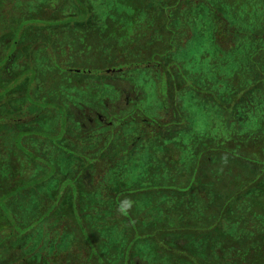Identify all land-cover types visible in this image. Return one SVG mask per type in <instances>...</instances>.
Listing matches in <instances>:
<instances>
[{
	"label": "trees",
	"instance_id": "1",
	"mask_svg": "<svg viewBox=\"0 0 264 264\" xmlns=\"http://www.w3.org/2000/svg\"><path fill=\"white\" fill-rule=\"evenodd\" d=\"M75 1L0 0V10L10 4L11 16L3 13L2 19L17 34L30 73L19 82L13 77L7 87V102L14 109L27 103L29 118L11 128L8 121H0V209L9 206L11 211L0 212V222L7 225L0 227V264H101L90 256L74 224L73 213L80 210L82 224L94 233L105 226L111 237L120 235L115 248L123 249L137 229L145 236L135 239L129 256L122 259L98 246L107 264H143L136 243L144 239H151L161 264H264V0H239L241 8L234 7L231 22L223 18L229 10L222 11L216 0ZM251 14L255 19L249 23ZM100 19L120 27L121 42L130 29L143 25L144 32L132 43L153 34L151 41L160 33L168 46L160 54L130 59L131 49L122 50L124 44L114 51L115 34L84 36V26L95 28ZM20 20L26 24L18 31ZM254 21L263 28L252 25ZM235 28L244 34L232 35ZM201 31L209 33L222 52L211 55L215 58L204 71L185 69L184 61L171 55L187 49ZM225 39L230 41L226 47ZM71 55L83 68L69 65ZM140 63L146 64L147 87L154 93L150 102H140L141 117L154 122L155 136L149 132L131 150L119 132L110 130L91 140L82 130L79 111L107 103L112 107L118 96L112 83L110 91L105 88V80L116 77L106 73L120 67V77L139 81L142 77L132 70ZM93 69L99 72L86 78ZM64 71L78 77L70 78ZM191 77L198 90H212L214 96L188 89L184 80ZM208 103L217 108L210 125L190 119L196 112L210 115ZM61 110L66 116L58 113ZM123 118L125 126L141 123L140 117ZM75 124L77 130L72 129ZM56 134L52 142L48 136ZM79 154L94 162L82 166ZM50 164L53 170L46 177ZM73 174L72 186L60 185ZM20 179L24 185L34 180L32 190L21 183L17 194H9ZM52 201L56 205L49 209ZM47 208L45 218L22 230ZM33 236L37 245L21 249L22 239Z\"/></svg>",
	"mask_w": 264,
	"mask_h": 264
},
{
	"label": "rangeland",
	"instance_id": "2",
	"mask_svg": "<svg viewBox=\"0 0 264 264\" xmlns=\"http://www.w3.org/2000/svg\"><path fill=\"white\" fill-rule=\"evenodd\" d=\"M75 3H78V1L76 0ZM216 4H217L216 6H219L222 11H224V9H226V8L229 10V12L226 11L225 17L223 16V18L225 20L227 18L229 20V22H231V17L234 14L233 10L235 11L234 7L239 6L240 1L239 0H216ZM239 8H241V6H239L237 9H239ZM202 9H203V7H202ZM237 12H238V10H237ZM239 13L241 14V12H239ZM77 17H80V16H77ZM254 17H255V14H251L248 22L251 23V20L255 19ZM21 22H22V24H20ZM100 22H101V19L99 21H97V26L95 28H89L88 29L86 26H84L86 28V30H87V32H85L84 36L85 37L86 36L94 37V35L109 36V35L115 34V36H116L115 40H117V41L114 42V48H116V49H114V51H120L121 50L120 43H122L125 46L122 50H125V52H126L128 49H131L129 54H127V57H129L130 59H134V55L136 56V59H141L142 60V58H147L153 53L154 54H160L168 46L167 43H166V40L163 39L165 37H162L164 35H160V33L158 35L156 34L155 38L153 40H151V41L149 40L150 39L149 37H152L153 34L150 35L148 38L145 37L147 39L144 40V42L141 41V42L132 43L130 41L131 39L136 41L137 37L140 36L141 32H144V30L141 28V27H143V25H139V26H136L135 28L130 29L129 30L130 34H126L124 32L125 33V37H126V40H124V42L128 41V43H124L123 41L121 42V39L118 38V36H117V35H120V34H118V29L120 27H118L116 25L103 24V22H101L102 23L101 24ZM17 24H20L18 26V31H19L23 27V24H26V23H24L22 20H20ZM43 24H50V22L44 21ZM252 25H258V29H262L263 28V25L257 23V21H254V24L252 23ZM181 31H182V34L184 36L185 33H186L185 30L182 29ZM231 31L233 33L232 35H234L235 33L244 34V33L240 32V31H238L236 28L232 29ZM121 35H122V33H121ZM141 36H143V35H141ZM188 37H190V36H187L186 38H188ZM32 42H34V41H32ZM96 42L99 43L97 40H96ZM228 43H230V41H227L225 39L223 41V46H225V47L228 46ZM169 46H172V43L169 44ZM178 51H180L181 53H177V54L173 53L171 55V58H175V59H177V60H179L181 62L184 61L183 67L185 69L187 68L189 70L190 69L192 70V68H193V69H196L195 71H204V69L208 66L207 64H211V61L213 60V58H215V57H212L211 55L217 56V55H220V53L222 52V50H220L218 48V45L213 43L209 39V33H206V32H203V31H201L200 34H199V32L196 33L195 36L191 38V40L189 41V46L187 47V49L183 48L182 51H181V49L179 48ZM221 55H222V57L227 56V54H225V53H222ZM231 55H233V53H231ZM75 57L76 56L71 55L68 58L69 59V65H71L73 67H76V68H79V69L83 68V65L78 60L79 58L76 57V58H78V59H76ZM219 58H221V57H218V59ZM231 58H233V57H231ZM233 63L234 62L230 60V68H232L234 66ZM237 66L240 68L239 63L237 64ZM166 67L169 68L170 66L168 64H166ZM183 67L181 66V68H183ZM62 68L73 69L71 67H62ZM118 68H120V67H118ZM145 69H146V64L144 65V63H140L136 67L134 66V69L132 71L136 72L137 75H140L142 77V80L139 79V81L136 80V79L134 80L133 78H129V77L128 78L121 77V79L119 80V79H116V78H110V76H109L105 80L107 82L105 88L109 87L107 89L110 91L111 90L110 89V85H109L110 83H112V87L115 88V89H117V88L119 89L120 87L126 88V87L131 86V84H136L142 90V87L144 86L145 87L144 90L146 91L144 93L145 97H143L141 99H138V100L140 102H145V101L149 100V102H150V100L152 99L151 94H154V93L151 91L152 89L147 87L148 84L150 83V81L147 78V75L145 74ZM98 72H99L98 70L93 69V71H91V73L86 74L85 76H87L86 78H90V77H92V75H94V74H96ZM81 74H83V73H81ZM106 74L110 75V73H106ZM162 74H163V70H159L158 77H162ZM178 74L180 75V78L182 79L183 74H182L181 70L179 71ZM64 75H66V76H68L70 78H77L78 77L77 74H75V73L73 74L72 72H67V71L65 72ZM82 76H84V74ZM115 77H117V74H115ZM128 81H131V82H128ZM194 81H195V79H193L192 77L189 78L188 80H184V82L186 83V86H187L188 89H190V90H192L194 92L196 91L199 94H209L212 97L214 96V93H213L212 90L209 91V90H206L204 88H200V90H198L197 89V85L195 84ZM129 83H131V84H129ZM87 88H88V86H87ZM130 94L132 96H134L135 92H131ZM178 95H179V92H175L174 93L175 101L177 103H179V96ZM34 103H36V102H34ZM71 103H73V102H71ZM82 105H83V103H80V106H82ZM206 106H207V109H208L210 115L209 114H205L204 112H196L193 117H190V119H194V122L197 121L202 126L210 125L209 123L211 122V120L214 121L213 117H215V115L217 113V108H216V105H213V104H210V103H208ZM117 107H120V104H117L115 102L114 104H112V107H108V110H110V111L111 110H116ZM226 109L229 110V107H227ZM82 110L88 112V110H86V109L85 110L82 109ZM58 113H61L62 115H64L65 111L61 110ZM65 116H66V114H65ZM184 120L189 121V119L187 117H185ZM220 125H221L220 122H218V126H220ZM76 127H77L76 124L72 125V129L74 128L75 130H77ZM48 137H49V139L52 142L56 141L58 139V135L57 134L56 135H49ZM72 137L74 138V136H72ZM79 156L81 157V161H79V162H80V164L82 166H85V165H90L91 166V164L94 162L93 161L94 159L93 158H89V156H87V155H83V154L80 155L79 154ZM96 157H99V155L96 156ZM64 164H65V166H67L68 162L64 163ZM59 165H62V164L59 163ZM52 170H53V165L50 164L48 171L45 173V176L46 177L49 176L52 173ZM74 178H75L74 174L72 176H70V177H69V175H67L66 177H64V178H62L60 180L61 181L60 185L61 186H66L68 184V185L72 186V182H74ZM33 181L34 180H31V181L29 180V182L24 185V183L21 182V179L20 180H15L14 184L9 189L10 190L9 194L15 193V191H16V194H17V189L19 190L21 188V183H22V186L24 185V187H26V189H29L31 191L32 187L30 186V184H32ZM28 186H29V188H28ZM18 193H19V191H18ZM18 196H20V195H18ZM57 199H59V194L57 195ZM2 200H3L2 196H0V204H1ZM50 205L51 206L48 207L49 209L52 206L56 205V204L52 201ZM48 208L46 210L43 209V211L40 213V215H38L35 220H31L30 222H28L26 227L22 228V230L26 231L27 229L30 228V226L32 227L40 219L45 218L47 216V213L49 212ZM0 210H1L0 212H2L3 215H8L9 214L8 212H11L10 209H9V206H6L5 208L0 209ZM82 213H83V210H80V212L77 211V212L73 213L74 214V219H75L74 220V224L77 225L76 228H77L78 231H80V236L82 237L81 239H83L85 241V243H86V245H87V247L89 249L90 256L97 257L98 258L97 262H99L101 264H102V259L103 258H101V255L98 253L99 250H100V249L97 250L98 246H100V248H102V246H103V248H106L107 250H105V251L109 252L112 257H115L116 255H118V257H120V259H122L124 254H127L129 256L130 250H132V247H133V241H135V239H139V238L145 237V236H139L140 232L137 229L136 235H132L131 238L127 239L126 243L123 244V249L115 248L114 244L118 243L119 246H120V235H118L117 238L111 237L109 235L108 229L105 226H102V227L98 228V230L95 232L97 234H95L92 231V229H88L87 227H85L84 224H82V216H83ZM67 218L70 219V221L72 220V217H67ZM11 220L12 219L10 217V221ZM12 223H15V221L12 220ZM5 225H6L5 221L0 222V227L5 226ZM6 227H7V225H6ZM90 230H91V233H90ZM94 239H95V241H94ZM139 241L140 242L136 243V245L138 244V245L141 246V252L139 251L137 256H139V257H141V259H143V264H161V259L157 255L156 251H154V249L151 248V244H152L151 239L150 240H145L144 239V241L143 240H139ZM29 244L31 246H34L35 244L37 245V239H36L35 236H33L31 239H29V237L23 238L22 239V247H21V249L27 250V248L29 247L28 246ZM74 245L76 246L75 243H74ZM61 246L62 245L60 243H58V248L61 247ZM78 247H79V245H78ZM62 249L64 250L65 248L63 247ZM113 249H114V251H113ZM63 250L60 251V254L63 252ZM45 253L46 252H44V254ZM117 263L120 264L119 261H117ZM103 264H107L106 261Z\"/></svg>",
	"mask_w": 264,
	"mask_h": 264
},
{
	"label": "flooded vegetation",
	"instance_id": "3",
	"mask_svg": "<svg viewBox=\"0 0 264 264\" xmlns=\"http://www.w3.org/2000/svg\"><path fill=\"white\" fill-rule=\"evenodd\" d=\"M11 11L10 4L7 5L5 10H0V95L3 97L0 99V121L3 120L5 124L8 121V127L10 128L13 126V123H15V125L17 122L24 123L30 115L27 103H21V108L14 109L12 103L7 102L9 96L10 99L8 101L11 102V93L7 92L9 81H11L13 77L16 78L18 82L24 79L27 80L30 74L25 50L19 45L20 42L16 38L18 37L17 34L14 35L11 31L12 25L2 19L3 13H6L5 17L11 16ZM109 71L110 72H107L117 74L116 79H121L120 76H122L123 72L120 68L109 69ZM131 92H135V95L132 96L130 94ZM113 93L118 96L116 103L120 104V107H117L116 110H108L107 103V107L99 109L85 107L83 109L88 110V112L83 110L79 111V120L82 130L89 132V138L95 141V139H100L102 134L110 130L115 133L119 132L124 137L122 141L129 146L127 150H131L134 147H139V143L144 140L147 134L149 135V132L154 133L153 135L155 136L156 130L154 122L149 118L141 117L142 113L140 111H142V107L138 99L145 97V90L143 91L138 87L136 88L135 84H131V86L126 88L120 87L119 89H114ZM7 104L9 106H7ZM13 111H15L14 117ZM125 116H129L132 120L140 117L141 123L134 122L133 124L125 126L123 124L127 121L123 118ZM149 116L150 115L147 117ZM107 117L110 119L107 120ZM91 136L95 138L93 139ZM96 148H98V146ZM9 151L10 148L7 147L5 158L10 154Z\"/></svg>",
	"mask_w": 264,
	"mask_h": 264
},
{
	"label": "water",
	"instance_id": "4",
	"mask_svg": "<svg viewBox=\"0 0 264 264\" xmlns=\"http://www.w3.org/2000/svg\"><path fill=\"white\" fill-rule=\"evenodd\" d=\"M109 71V70H108Z\"/></svg>",
	"mask_w": 264,
	"mask_h": 264
}]
</instances>
